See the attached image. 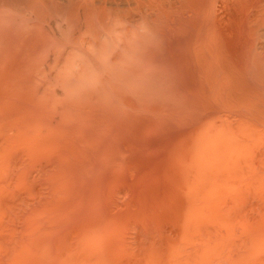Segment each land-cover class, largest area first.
I'll use <instances>...</instances> for the list:
<instances>
[{
	"label": "bare ground",
	"instance_id": "bare-ground-1",
	"mask_svg": "<svg viewBox=\"0 0 264 264\" xmlns=\"http://www.w3.org/2000/svg\"><path fill=\"white\" fill-rule=\"evenodd\" d=\"M35 175L5 259L264 264V0H0L1 212Z\"/></svg>",
	"mask_w": 264,
	"mask_h": 264
},
{
	"label": "rangeland",
	"instance_id": "rangeland-1",
	"mask_svg": "<svg viewBox=\"0 0 264 264\" xmlns=\"http://www.w3.org/2000/svg\"><path fill=\"white\" fill-rule=\"evenodd\" d=\"M36 176H38V175H35V176H32V177H34V179H36L37 182H35V180H34L32 177H31L32 180H29L30 183H31L32 185L28 182V187H29V184L31 185L30 187H32V186L34 185V183H37V184H35V185L33 186V190H32V196H33V197L30 196V195H31L30 192H31V189H32V188H31V189H30V188H27V190H25L26 187L24 188V190H25L26 192L29 190L28 193L25 192L26 194H28V195H26L25 193H22V192H24V191H22V190H23L22 186H21V187H20V186H18V187L16 186L18 189H14L13 187H15V186H10V187H12V188H9L8 191L10 192V191H11L10 189H14V190L11 191V193H12V194L10 193L11 195H10L9 192H8V193L6 194L7 196H6L5 199H6V201L9 200L8 203H10L11 201H12V202H15L16 205H19V207H18V206H13V207H12V208H13V211H15L14 208L17 207L16 211L13 212V211L11 210V207H9V205H8V207H9V211H10V210L12 211V212L10 211V215H11V216H9V215L7 214V213L9 212V211H8V208H7V204L4 203V207H5V205H6V208H7V211H8V212H4V211H3V210H5L4 207H3V209H2V212H1V209H0V212L2 213V215H4V213H5L6 216H7V215L9 216V218H8V217L6 218L5 215H4V219H3V216L0 215V218H1V216H2V220H5V221H6V219H7V221L9 222V223H8V222H7V223H6V222H2V223H5L4 225H6L5 227H6L7 229H6L5 227H3L4 225H3L2 227H0V234H1V235H2V234H6L8 231L11 232L10 229H12L13 227H10V226H9L10 223H11L12 225H15V224H17V223L20 224V222H19L20 220H21V225H22V223H23V224L25 223V222H22V221H26V223H27V224L29 223V225H25L26 223H25L24 225H25L26 227H27V226L29 227V226H30V222H28V221L31 220V219H29L30 217H28V215H26V214L28 213V214L30 215L32 209L35 207V206H33V205H37L38 201H39L38 204L41 205L45 200L48 201V200L50 199V197H48L49 199L47 198V196H49L48 193H47L49 187H47V184H46V183L42 185V179H44V178L39 179V178H37ZM35 177H36V178H35ZM31 181H32V182H31ZM33 181H34V182H33ZM43 182H44V181H43ZM38 183H41V184H38ZM82 184H84V185H82ZM82 184H81V186H79V189H78V190H80L81 187L85 188V187H84V186H85V183L83 182ZM36 185H38V187H39V188L37 187L38 190H37V188H35ZM40 186H41V188H40ZM16 187H15V188H16ZM46 187H47V188H46ZM20 188H21L22 190H19ZM34 189H35V190H34ZM17 190H19V191H17ZM43 190H44V192H43L44 194H43V193L40 194L39 192H41V191H43ZM83 190H84V189H82L81 191H83ZM13 191H16V193L13 192ZM20 191H21V192H20ZM33 191H34V192H33ZM35 191H36V192H35ZM37 191H38L39 194L37 193ZM45 191H47L46 194H45ZM17 192H19L20 194H24L25 196H30L31 198H30V197H25V198H23L24 195H21V197H20V198L18 197V198H19V199H18V198H17V195H19V194H17ZM29 193H30V195H29ZM33 194H34V195H33ZM15 195H16V196H15ZM36 195H37L38 197H40V199H39L38 197L36 198ZM40 195H41V196L46 195V197H45L46 199L44 198L45 200H43L42 197H41ZM13 196H15V198H17V200L14 199ZM22 196H23V197H22ZM83 196H85V195H83ZM11 197L13 198V200H12ZM85 197H87V196H85ZM8 198H9V199H8ZM21 198H22V199H21ZM26 198L29 199V200H28V201H30L29 204H28V201H27ZM34 198H35V200H34ZM24 199H25V201L23 202ZM37 199H39V200L36 201ZM41 199H42V200H41ZM83 199H84V198H82L81 200H83ZM87 199H88V198H87ZM81 200H80V202H81ZM16 201H17V202H16ZM84 201H85V200H83V202H84ZM90 201H93V200L90 199ZM90 201L87 200V203L89 202L88 204H90V205H89V206H88V204L85 205V206H87V209H86V207L84 208V209L86 210V211L84 212V215L87 214V213H90V214L85 215V216H84L85 218H84V217L81 218L82 220H83V219H86V220L83 221V222L81 221L83 224H84V222H85V223H92V222H94V220L97 218V217H96L97 215H101V214H99L98 210L96 211V208H97L98 206H101V205H99V204H97V203L95 204L94 201H93L92 203H90ZM12 202H11V203H12ZM41 202H42V203H41ZM83 202H81V204H82ZM11 203H10V206H12V205L14 204V203H13V204L11 205ZM18 203H19V204H18ZM26 203H27V204H26ZM31 203H33V204L30 205ZM45 203L47 204L48 202L45 201ZM20 204H22L21 207L23 206V208L20 207ZM83 204H84V203H83ZM85 204H86V203H85ZM91 204H92V207H91ZM93 204H94V206H93ZM29 205H30V206H29ZM43 205H44V203H43ZM77 205L79 206V204H77ZM95 205H96L97 207H95ZM81 206H82V205H81ZM0 207H1V206H0ZM79 207H80V206H79ZM83 207H84V205H83ZM83 207H82V208H83ZM25 208H26V209H25ZM31 208H32V209H31ZM98 208H99V207H98ZM23 209H24V210H23ZM30 209H31V211H29ZM89 209H90V210L92 209V210H94L95 212H97V215L95 216L96 218H95L94 220L92 219V221H90L89 219L87 220L86 216L91 215V216H88V217H94V216H92V214L94 215V214H96V213H95L94 211H93V212H94V213H93L92 210L90 211ZM87 210H89L90 212H87ZM24 211H26V212L24 213ZM28 211H29V212H28ZM3 212H4V213H3ZM91 212H92V213H91ZM1 213H0V214H1ZM15 213H16V216H15ZM17 213H20L21 218H20L19 214H17ZM22 213H23L24 215H23ZM18 216H19V219H20V220L18 219V220L16 221V219L18 218ZM11 217H14V218H15V219L13 218V221H15V223L13 222L14 224H13L12 222H10V221H12V218H11ZM16 217H17V218H16ZM5 218H6V219H5ZM27 218H28L29 220H28ZM10 219H11V220H10ZM81 219H79V220H81ZM9 220H10V221H9ZM97 220H98V218H97L95 221H97ZM107 220H108V219H107ZM45 221H46V220H45ZM87 221H89V222H87ZM16 222H17V223H16ZM77 222H78V221H77ZM107 222H108V221H107ZM0 223H1V222H0ZM2 223H1V224H2ZM44 223H45V222H44ZM47 223L50 224V222H47ZM47 223H46V224H47ZM31 224H33V222H32ZM46 224H45V225L43 224V228L39 226L38 228H39V229L41 228V230H39V231L37 230V232L42 231L41 233H43V230H42V229L46 228V229H44V233L46 232V233H48V234L50 235L51 231H52L53 234H56V232H57V234H58V233L61 234L60 231H63V230H64V229H62V230L59 229V232H58V231H55V232H54V229H53V230L48 229V227L51 228V226H50L49 224H48L49 226H47ZM92 224H96V223H92ZM92 224H90V229H91V230L94 228V225H92ZM105 224H107V223L105 222ZM7 225H8L10 228H9ZM12 225H11V226H12ZM21 225H20V226H21ZM80 225H82V224H80ZM91 225H92V226H91ZM17 226H19V225H16V227H17ZM31 226H33V225H31ZM45 226H47V227H45ZM102 226H103V225H102ZM22 227H24V226L22 225ZM22 227H19L20 229L17 227V228H16V229H17V230H16L17 232H14V231H13V232H14V234H13V235H14V236H13V239L10 238V235H9V234L7 235L8 238H7V236L2 235L3 237H0V239L2 238L0 241L3 243V245L0 244V246H4V244L8 241L10 244L7 242V243H8V244L6 243L7 246L5 245L6 248H7L8 246H10V245L12 244V242H13V243L15 242L14 244H12L13 246L11 245L10 247L16 249V251L18 250L17 248H19L20 251L22 250V252L28 250V249L23 250L24 248H23V246H21V245H24V244H22V241L17 242V240H22V239H24V237H26V236H27V237H26L25 239H27V238L29 237L27 234H28V233L31 234L30 231H32V230H31V228H30V231H29V229H27L26 227H24V229L27 230V234H26V236H25V235L23 234L25 231H23L24 229H23ZM33 227H34V226H33ZM88 227H89V226H88ZM88 227H87V228H88ZM104 227L106 228L107 226L104 225ZM104 227H102V228H104ZM1 228H2V230H1ZM4 228H5V232L3 231ZM36 228H37V227H35V229H36ZM8 229H9V230H8ZM18 229H19V231H18ZM47 229H48V230H47ZM12 230H13V229H12ZM14 230H15V229H14ZM20 230H22V231H20ZM33 230H34V229H33ZM50 230H51V231H50ZM91 230H90V231H91ZM131 230H132V229H131ZM239 230H241V229L239 228ZM239 230H238V231H239ZM48 231H50V232H48ZM90 231H89V232H90ZM10 232H9V233H10ZM21 232H22V234L24 235V236L22 235V237H21L20 235H17L18 233L21 234ZM32 232H33V231H32ZM16 233H17V234H16ZM35 233H36V230H35V232H34L33 234H35ZM44 233H43V234H39V233H38V234H39L40 236H41V235H42V236H45L46 234H44ZM80 233H81V232H80ZM95 233H96V232H95ZM95 233H94V234H95ZM237 233H238V232H237ZM33 234H32V235H33ZM53 234H51V238H52V237L54 238L55 235L53 236ZM57 234H56V235H57ZM94 234H93V235H94ZM240 234H241V233H240ZM240 234L238 233V234H237L238 236H236V234H235L234 237H237V239H238V237H240ZM16 235L18 236L19 239L16 237ZM39 235H38V236H39ZM81 235H82V236H81ZM81 235H79V237L81 236V237L83 238V234H82V233H81ZM93 235L91 234L90 236H93ZM35 236H36V234H35ZM69 236L71 237V234H70V233H69ZM90 236H89V237H90ZM4 237L6 238V240L3 239ZM11 237H12V236H11ZM14 237H15V238H14ZM32 237H33V236H32ZM58 237H59V236H58ZM58 237H57V238H58ZM60 237H61V235H60ZM70 237L68 238V241H69ZM75 237H76V236H75ZM79 237H77V238H79ZM16 238H17V239H16ZM30 238H31V237H30ZM53 238H52V239H53ZM57 238L53 239V241L56 240ZM90 238H92V237H90ZM90 238H88V240H91ZM15 239H16V241H15ZM25 239H24V242H26V241H31V242H32V240H34V238H33L32 240H31V239H30V240H29V239L25 240ZM47 239H48V241H49V242L47 241L48 244H50V243L53 242V241H51V239L48 238V236H47L46 240H47ZM60 239H61V238H60ZM73 239H75V240H79V239H80V240H81V238H79V239L73 238ZM73 239H72V241H73ZM86 239H87V238H86ZM12 240H13V241H12ZM82 240H83V239H82ZM82 240H81V241H82ZM10 241H12V242H10ZM36 241H37V240H36ZM50 241H51V242H50ZM57 241L59 242V239H58ZM57 241H54V242L58 243ZM86 241H87V240H86ZM31 242L26 243V246H27V244L30 246V243H31ZM62 242H63V241H61V242H59V243H62ZM19 243H20L21 245H20V246H17V245H19ZM37 243H38V241H37ZM59 243L56 244V245H58V246H56V245L54 246V247H56L54 251H58V252H59V251L61 250V252L64 253V252H65V250H64L65 248H66V251L70 248L71 251H76L75 253H77L78 248H80V246H81L79 241H77V243H79V244L76 243L78 247L75 245L76 248H75V247H72V245H70V244H67L68 242L66 241L65 243L67 244L68 247L63 246V244H60V245H62V247H64V249H63V248L59 247ZM63 243H64V242H63ZM103 243H104V242H103ZM35 244H36V242L34 243V241H33V244H32L30 247L27 246V248H29V249H31V248L36 249V251L38 252L37 255L42 254V253L44 252V253L42 254V256L45 257V256H46V255H45V252H46V251H43L44 246H43V247H39V246H41V245H36L37 248H38V247L40 248V249H39V248L37 249V248H35V246H33V245H35ZM88 244H89V243H88ZM51 245H52V244H51ZM64 245H65V244H64ZM69 245H70V246H69ZM85 245H86V244L83 245V243H82V246H85ZM5 246H4V247H5ZM15 246H16V247H15ZM49 246H50V245H49ZM52 246H53V245H52ZM4 247H3V248H4ZM24 247H25V245H24ZM54 247H52V248H54ZM87 247H88V246H87ZM103 247H104V246H103ZM0 248H1V247H0ZM3 248L0 249V250L3 251V252L0 251V252H2V253H0V255L3 256V259H0V262H1V260H4V259H5V257H4L5 254L3 255V253H4V249H3ZM6 248H5V249H6ZM52 248H51V249H52ZM57 248H58V249H57ZM83 248H84V247H83ZM97 248H101V247L98 246ZM14 249H12V252H13ZM33 249H31V250H33ZM51 249L49 248V250H50V254L54 253V252H51ZM59 249H60V250H59ZM70 249L67 251V255L69 254ZM85 249H86V248H85ZM88 249H89V248H88ZM90 249H92V247H91ZM90 249H89V250H90ZM102 249H103V248H102ZM38 250H39V251H38ZM40 250H41L42 252H41ZM44 250H46V249L44 248ZM62 250H63V251H62ZM79 250H80V251H79ZM79 250H78V254L81 253V248H80ZM6 251H7L8 253L10 252V253H11V256H10L8 253L5 252V253H6V259H5V260L11 258L10 260H12L11 262L14 264V261H17L19 258H21L22 261H20L21 259H19L18 262H17V264H18V263L20 264V262H21L22 264H24V263H23V262H24V261H23V259H24V256H23V255H25V253L23 254V253L20 252V251H19L20 253L17 252L18 254H21V253H22L23 255L20 256V255L16 254L17 257H19V258H16V255L12 256V255L14 254L15 251H14L13 253L10 251V249H7ZM52 251H53V250H52ZM96 251H97V250H96ZM29 252H31V255H29L28 252H27V255H25V258L29 257V259H27V260L24 259V260H26V262H28V261L30 260V262H28V264H31V262H34V263H35V262H38V263H39V261H34V258H35V256H36V255L34 254L35 252L32 253L33 251H30V250H29ZM48 252H49V251H48ZM98 252H102V254H103V253L105 252V250L98 251ZM65 253H66V252H65ZM262 253L264 254V252H262ZM7 254H8L9 256H8ZM46 254H47V252H46ZM50 254H48V256H49ZM57 254H58V253H57ZM61 254H62V253H61ZM61 254H59V255H61ZM71 254H73V253H70L69 256H71ZM78 254H77V255L73 254V255H74V257H78ZM96 254H98V253L96 252ZM32 255H35V256L32 257ZM59 255L57 256V258L59 257ZM62 255H63V256H66V254H62ZM99 255H101V254H99ZM117 255L119 256L120 253H118ZM2 256H0V257H2ZM7 256L10 257V258H8ZM22 256H23V257H22ZM42 256H39V257H41V259L45 260L44 258H42ZM48 256H46V257H48ZM50 256H51V255H50ZM50 256H49V257H50ZM55 256H56V254H55ZM69 256H66V257H69ZM39 257H38V259H39ZM60 257H61V256H60ZM66 257H65V258H66ZM15 258H16L17 260H14ZM53 258L55 259L54 255H53V257L51 258V260H49V263H50V264H53V263H54V261H53L54 259H53ZM63 258H64V257H63ZM63 258H62V259H63ZM70 258H71V257H70ZM47 259H49V258H46V261H48ZM52 259H53V260H52ZM66 259H68V258H66ZM66 259H64V263H59V264H66V261H67ZM5 260L3 261L2 264H6V263L9 264V263H10V262H9L10 260H9V261H8V260L5 261ZM35 260H37V257L35 258ZM56 260H57V259H56ZM56 260H55V262H56ZM51 261H52V262H51ZM59 261H60V262H63V261L61 260V258H59V260H57V262H59ZM73 261H74V260L70 261L71 264H76V262L74 261V262H75V263H74ZM77 261H78L77 263L81 264L80 261H79L78 259H77ZM4 262H6V263H4ZM40 262H43V263H44V261H41V260H40ZM72 262H73V263H72ZM12 263H10V264H12ZM43 263H42V264H43ZM49 263L45 262V264H49ZM0 264H1V263H0ZM25 264H27V263H25ZM35 264H37V263H35ZM55 264H56V263H55ZM69 264H70V263H69Z\"/></svg>",
	"mask_w": 264,
	"mask_h": 264
}]
</instances>
